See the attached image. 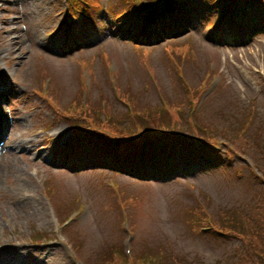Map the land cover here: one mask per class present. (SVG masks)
I'll list each match as a JSON object with an SVG mask.
<instances>
[{
	"label": "rangeland",
	"instance_id": "rangeland-1",
	"mask_svg": "<svg viewBox=\"0 0 264 264\" xmlns=\"http://www.w3.org/2000/svg\"><path fill=\"white\" fill-rule=\"evenodd\" d=\"M90 1L101 3L92 11L97 25L101 27L105 17L104 25L110 30L107 34L94 35L88 31V35L82 36V40H88L85 44L96 43L93 49L79 55L92 61L86 62L88 69L78 72L74 61L58 57L46 48L51 36L44 30L47 24H52L47 21L54 16L46 13L39 26H27L24 30L18 27L9 32L11 56H19L13 60L15 65L20 64V72L34 79L42 89L54 86L62 104L75 97L77 75L85 77L80 87L91 94L84 109L76 101L73 123L90 124L95 120L103 133H137L146 142L152 138L153 130L165 125L168 129L182 130L189 137L201 135L212 144L196 139L180 140L173 148V167L161 166V175H151L141 184L132 181L124 184L123 178L118 186L110 181L111 189L98 181L100 171H95L77 173L76 181L69 184L75 187L73 190L59 188L66 177L60 167L50 166L53 163L47 160L63 130L51 129L55 122L49 115L53 111L36 93L34 97L39 104L35 110L34 103L25 108L21 102L14 104L17 93L11 91L12 81L5 70L0 92L12 99L0 98V264H80V261L124 264L120 249L126 241L131 242L134 256L153 258L158 264L163 259L173 264H264V183L249 174L250 168L244 165L249 159L264 171V33L253 35L252 44L238 48L237 53L229 48L220 60L221 56L200 33L188 31L190 34L186 35L184 31L177 40L134 42L129 36H121L120 30L118 34L111 32L126 19L125 14L110 19L98 11L106 4L112 13L133 11L141 21V0ZM207 4L200 7H212ZM60 8L58 3L53 11ZM255 8L257 15L264 16L263 5ZM40 15L37 12L26 15L25 19ZM158 26H163L162 20ZM35 30L40 32L38 38L32 36ZM214 48L222 50V47ZM209 55H214L212 59L219 72L213 80L215 91L201 97L197 106L196 103L191 106L197 97L195 90L208 78L209 73L201 76L207 70L201 63L206 64ZM183 56H186L185 65ZM110 61L115 63L112 76L116 89L122 100L131 104L129 113H126L128 106L115 103L117 99L111 94L105 73V65ZM112 70L107 67L108 73ZM49 95L52 96L50 92ZM99 98L107 100V107L101 115H96L94 108L98 107ZM8 104L12 105L10 109ZM190 109L197 111V115L190 114ZM113 115L117 117L109 119ZM16 118L19 127L28 129L25 134L18 128ZM56 123L69 127L63 117ZM192 124L197 128L195 131ZM14 143L18 147H13ZM196 151L199 154L195 155ZM167 160L165 155L162 165ZM91 178L97 179L94 181L97 186ZM53 181L54 189L49 190V195L55 211H61L70 201L77 204L86 199L89 205L86 217L64 233H61L63 228L55 233L57 224L52 207L42 193L44 185ZM130 186V191L139 189L141 205L139 198L132 202L127 190ZM33 191L37 193L35 202L23 196ZM205 211L214 218L215 225L201 215ZM234 219L243 227L240 234L216 226L237 223ZM199 224L206 225L208 230H198ZM38 230L51 236L36 244L31 238ZM72 242L76 246L75 260ZM145 264L153 263L145 261Z\"/></svg>",
	"mask_w": 264,
	"mask_h": 264
},
{
	"label": "trees",
	"instance_id": "trees-1",
	"mask_svg": "<svg viewBox=\"0 0 264 264\" xmlns=\"http://www.w3.org/2000/svg\"><path fill=\"white\" fill-rule=\"evenodd\" d=\"M167 132L164 131L163 133H157L156 131L152 132V141L156 140L158 138H160V136H163L164 134H166ZM104 138H106V140L108 141V143L106 144H101V146L103 148H105V145L107 147L106 150H103L104 153H106L108 151V154H113L116 156V159H119L120 161H127V159H131L133 157H137L138 154L141 155L142 157L146 158L147 161H150V158L153 157V147L152 146H148L146 148V150H140L141 147V142L144 139V137H142L140 134L137 133H133V134H127V136H123V137H118L115 138V136H111V135H107L104 136ZM130 140L132 141V143L130 142ZM176 142L178 139L174 138V136H170L168 138V142ZM155 150L160 152L162 151L161 147H155ZM133 155L132 157L129 155ZM152 154V155H151ZM156 159V163L158 164L160 162V159L157 157ZM134 160V159H132ZM131 163V162H129ZM143 165V164H141ZM200 206V208L202 207V204L198 205ZM204 210L202 209V212ZM202 216L209 218L210 220L214 219L211 215H209V213L207 211H205L204 213L201 214ZM235 222L236 219H234ZM196 222L198 224V218H196ZM214 223V222H213ZM215 225V223H214ZM218 227H224V228H228L230 230H232L233 232L240 234V231H243V227L239 224V222L237 223H232V224H220V225H216ZM197 228V226H196ZM166 264V263H163ZM167 264H173V262H167Z\"/></svg>",
	"mask_w": 264,
	"mask_h": 264
}]
</instances>
